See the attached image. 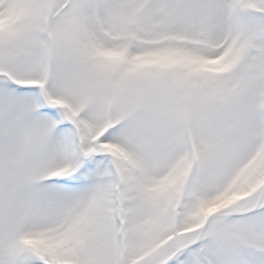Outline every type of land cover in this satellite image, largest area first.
<instances>
[{"label": "snow or ice", "instance_id": "obj_1", "mask_svg": "<svg viewBox=\"0 0 264 264\" xmlns=\"http://www.w3.org/2000/svg\"><path fill=\"white\" fill-rule=\"evenodd\" d=\"M0 264H264V0H0Z\"/></svg>", "mask_w": 264, "mask_h": 264}]
</instances>
